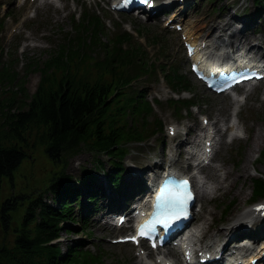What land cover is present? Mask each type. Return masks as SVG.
Returning <instances> with one entry per match:
<instances>
[{"label": "trees", "instance_id": "16d2710c", "mask_svg": "<svg viewBox=\"0 0 264 264\" xmlns=\"http://www.w3.org/2000/svg\"><path fill=\"white\" fill-rule=\"evenodd\" d=\"M100 32L97 25L78 30V37L66 40L35 68L42 76L33 95L21 77L16 92L0 97V225L5 233L14 232L12 243L0 240V264H99L80 250L71 248L64 255L50 244L59 236L62 221H73L66 204L53 209L43 197L28 193L2 200L4 180L13 185L15 172L29 157L28 150L44 147L47 157L63 168L68 155L83 147L102 152L117 148L123 154L121 143L143 140L146 132L161 127L157 123L155 128L138 129L144 113H152L139 93L131 91L132 82L149 73L143 53L133 46L124 49L123 41L99 44ZM18 75L4 63L0 90L16 85ZM64 173L54 175L47 189L55 194V201L72 182ZM256 184V190L264 192V181ZM22 204L24 214L13 225L14 213L23 209Z\"/></svg>", "mask_w": 264, "mask_h": 264}, {"label": "rangeland", "instance_id": "374dc122", "mask_svg": "<svg viewBox=\"0 0 264 264\" xmlns=\"http://www.w3.org/2000/svg\"><path fill=\"white\" fill-rule=\"evenodd\" d=\"M217 1L218 0L212 2H209L208 0H196V6L194 7V4H192L190 7H194V9L189 12L184 18L188 25L190 27L199 28L200 26H202V23L206 19H208V21L213 19V16H208V7L212 4L217 5ZM56 3L62 6V4H60L59 2ZM253 7H257L254 0L241 1L234 6V11L239 10L240 13L247 12V15L250 16L252 13L250 9ZM82 9L83 7H81V9L77 8L76 11H73L74 8H72L69 12L78 13ZM56 11L57 10H52L48 13L47 16L41 17L40 15H38V19L40 22H42V24H33L31 26V39H33V37L39 36L43 31L49 33L51 39L47 41L46 44L47 48L49 49L42 50L39 47L35 48L33 47V43H31L29 50L25 48V53H22L21 49V51L19 50V55H14V57H19V60L14 64V67L17 69V71L21 72V77L24 74V70L31 65L26 79V89L28 90L30 95H33L35 93L38 84L41 80L40 70H35V66H38L40 68L44 64V62L49 60L51 54L62 43L65 35L67 34V31L71 30V18L68 15V12L58 14L57 11L58 15H55ZM90 12H96V14H100L102 18H105L104 12L101 10V8H98L96 10H90ZM262 13H264V10L262 11ZM119 20L123 21L124 24H130L128 18L119 17ZM247 20L253 21L254 18ZM115 21L117 20H114V22ZM114 22L110 24L109 29L114 28ZM143 25L144 26L142 27L137 24H132V28L136 27L138 30H142L146 35H148V37H146L147 42L153 37H155V35L166 37L167 31L163 28V24L157 22L154 24ZM258 25V20L251 22V27L253 28H256ZM121 28L126 30L125 26H122ZM258 30L263 31L264 33V28L262 26H259ZM19 40L26 41V35H21L19 37ZM10 47L12 46H8L6 51H9ZM169 47L170 50L168 52V55L170 59L172 61H175V64L181 68L183 73H188V61L186 59L185 54L182 52V46L180 47V39L178 35L174 34L169 37ZM151 48L152 50H155L153 47ZM153 58H155V56H153ZM143 85V83H137L135 84V87L141 88ZM15 87V90L18 89L17 85ZM13 91V89H11V91L9 92L5 90L0 94V97L4 98L5 96H9L12 94ZM155 91L156 85H151L149 86V89H147V92H149L148 100L152 103L154 107V117L152 118V120L154 121L156 117L158 120L161 119L166 125L172 124L173 121L185 122L187 124L186 130L192 129V136L190 140L197 141L198 144H200V138L195 139V137H199V134L201 135V133L203 132H200V130H198V128L200 129V123L197 115L193 116L191 110L190 113H185L182 119L178 118L176 116V111L168 105V101L166 100L167 98L162 94L160 95L161 99H159L160 101H162V104L160 106L155 105ZM195 92L202 99H209L210 101H212L213 106H215L219 102V100L214 101L213 98H210L206 94V92H204L203 89L197 84H195ZM258 92H260V94H263L264 88L258 90ZM3 93H5V96L3 95ZM194 109L200 110L203 108L201 106L199 108L197 107ZM243 115L245 123L251 130L250 135L253 137L247 138L246 140H243L239 143V139H236L234 145L232 146V150L228 151V147L231 145L230 144L225 148V150L219 151L215 155L213 161V164L223 162L229 169H235V177L238 173V167L240 166L241 168L244 165L245 161H249L247 166L249 172L242 184L243 196H241L242 198H240L239 196L234 195L233 198L229 197L226 202L222 203L223 208L226 203L230 204L231 202H234V206L229 205V209L227 207L229 211L232 209V212L229 213L228 217L226 218V222L219 221V223H217L212 228L213 232H215L217 228H225L226 226H228L231 223V219L228 220L230 216H233V214H235L236 212L240 214L244 211L245 207L241 205V201H246L249 198L246 207L254 203V201H252L251 199L253 195V183L256 180L252 179L258 178L260 174L264 175V159L262 162L256 161L257 156H259L262 149H264V140L261 142L260 147L258 148L257 144L256 146L253 145V141L255 139V135L258 129L260 130L261 128L263 130L262 135L264 138V97L257 98L252 104H250V107L246 109V112H243ZM245 116H247L246 119ZM180 139H185L184 134H182V136H180L178 140L176 139L175 141H172V139H169L166 136L165 132H163L160 135L152 138L148 143L131 144L129 146L131 153L128 155L127 160L123 162L125 170L123 173L124 184L130 181V175L132 173L131 167L129 165L130 163L136 164L139 167L140 171H143L146 168L144 166L146 165L147 157L150 159L151 162L155 161L164 165L161 161V154L162 151H164V146H167L168 150L170 148L175 149ZM168 150L166 151V153L168 152ZM28 155V159L25 160L21 167L15 172L13 185L8 179L4 180L2 200H5L11 195H23V193H28L32 195H37L38 193V198H40V195L45 193L43 194L44 202L47 201L48 203H51L53 196H49L51 192H47L48 186L50 185L49 183L51 181V178L54 175L58 174L63 168H65L66 174L74 178V182L79 181V179L83 175V172L87 170L97 172L100 176L103 174L110 173L112 171L111 167L108 164L102 169L96 167L94 162L97 158H100V156H95V154L92 153L90 148H83L79 153L68 155V157L64 160L65 165L63 168L54 164L47 157L45 149L42 146H36L32 150H28ZM100 159L104 160L106 158L102 157ZM182 160L183 159H180V161L177 163L178 168L180 170L182 166H184V161ZM236 160L239 161L238 167L234 166V162ZM148 183H150V181ZM239 186L240 183H238V187ZM116 196L117 195L115 193L113 195V192L107 191L105 196L102 197L101 203L103 204V200L106 199L107 205L108 201L111 200L113 197L115 198ZM259 200H255V202ZM22 207L23 209L20 208L15 211L13 225H16V223L20 222L19 218L22 216V214H24L25 211L24 204H22ZM197 208L198 207L196 206V212ZM215 215L220 218L222 215L221 210L217 211ZM206 218H210L209 221L212 220L210 215H206ZM102 221V216L96 217L95 219H91L89 222L88 232L84 233H82L83 227L79 223L74 224L71 222H65L62 225V229L64 230L66 228H71L72 234H67L65 231H62L60 238L61 240L58 241L61 244L60 252L63 251L61 253L66 254L69 247L75 246V244H78L79 242H84L86 244L84 246V249L91 251L92 253H96L99 249H101L102 255L105 256L106 264H132L133 258L131 255H134L135 253L132 252L131 249L127 246L113 245L111 243V240L115 237V230L110 225L104 226V223ZM31 228L33 229V227ZM260 229L261 228H258V230ZM246 231L249 232L248 229ZM89 233L91 234V236H88ZM13 234V231H10L8 234L5 233L0 225V240L6 238L8 242L12 243L14 240Z\"/></svg>", "mask_w": 264, "mask_h": 264}, {"label": "bare ground", "instance_id": "6f19581e", "mask_svg": "<svg viewBox=\"0 0 264 264\" xmlns=\"http://www.w3.org/2000/svg\"><path fill=\"white\" fill-rule=\"evenodd\" d=\"M118 1V0H117ZM133 2L135 4H139L138 0H133ZM234 22L233 18H228L226 20H224L223 22H217L216 20H212L209 22H206L205 25L203 26L205 29H207V33H206V37L209 38L210 40V47L215 45V37L216 35H218L216 37V39L219 37V39H222L221 33L225 32L226 28L228 26H230L232 23ZM216 34V35H213ZM229 38V36H228ZM240 41H246L247 40V35L243 34L241 35V37L239 38ZM252 51L256 50L255 46L251 47ZM209 58H213V56H209ZM212 62L216 63V60H212ZM223 120H225L223 118ZM221 120L217 119V121L215 122V128L217 129V132L220 133V129L221 127H219V122ZM203 130V129H202ZM234 128H230V131H233ZM263 130H260L258 133H256L255 135V139L253 141V145L256 146L257 144V148L260 147L261 142L264 140L263 138ZM205 139V138H203ZM214 136H213V132L209 133V140H214ZM222 142L223 141V135L221 136ZM206 142V139L204 141V143ZM221 142V143H222ZM187 146V143L185 141H181L179 146H177V151L182 155L185 152H187V148L184 149L183 146ZM166 157V155H163V158ZM172 161L176 162V159H172ZM249 161H245L244 165L241 168H238L237 171V177L235 178V172L234 170L229 169L228 167H226V165L221 162L220 164H214L211 165V167H209V170L207 171L206 169H204L203 174L204 176L200 179V182L203 183V187H206L203 194H202V200L206 201V202H211L213 204H217V197L219 195V193H221V195H223L224 199L226 197H228L229 195H237L240 198H242L241 196H243V189H242V184L244 182V180L247 177V174L249 172L247 166H248ZM148 167L150 168H154L153 164H149ZM157 167L160 168V166L157 165ZM88 169V168H85ZM164 170V169H163ZM152 172V171H151ZM138 178L141 177V179H143V181H145V177L144 176H140V174L137 175ZM241 181V185L238 188H235L237 183ZM146 186H148V182L145 183ZM249 199V198H248ZM247 199V200H248ZM135 200V199H134ZM246 200V201H247ZM245 200L241 201V204H244L246 202ZM205 212L209 213V215L215 216V211L210 210L208 208V206H205ZM261 213V212H260ZM259 213V214H260ZM104 219V217L102 218ZM203 219V217H202ZM221 220V217L219 218L218 216L216 217V221L217 220ZM252 219L251 216L247 213V212H242L238 219L236 220V224L228 227L227 229H222V230H218L217 233H212V225L213 222H208V230L205 231L204 227H200L199 225V229L196 231L195 236L193 237V240H201L202 238H205L206 236H210L211 241L210 243L214 242V243H218L217 248L220 247L221 243H224V240L226 238L232 239V238H236L238 239V233L240 232H245L246 227L249 226V222L251 223ZM256 221V220H255ZM254 223V222H253ZM193 224V222H191V225ZM190 225V226H191ZM225 231H230L229 235H227V233H225ZM246 233V232H245ZM224 235V238L223 235ZM230 234H232V236H230ZM264 234V231H263ZM227 235V236H226ZM239 238L241 239V236H239ZM252 239V246L254 247H247V251L244 252L245 255H249L251 256V258L254 257H260L261 252H259V250L257 249V244L260 241L261 238L259 237H251ZM249 241V240H247ZM228 242H226L225 244H227ZM224 244V247H226V245ZM176 258H178V256L175 254ZM160 257V255H159ZM230 259H233V253L230 254ZM135 264H150L147 261H145V259H137V261L135 262Z\"/></svg>", "mask_w": 264, "mask_h": 264}, {"label": "snow or ice", "instance_id": "6c2138e0", "mask_svg": "<svg viewBox=\"0 0 264 264\" xmlns=\"http://www.w3.org/2000/svg\"><path fill=\"white\" fill-rule=\"evenodd\" d=\"M144 2L150 3V0H144ZM190 198L191 192L187 180L177 182L174 189L171 185L162 188L161 193L157 196L153 218L140 225L139 235L151 237V233L155 230L157 224L167 227L170 220L183 213L184 207ZM132 239L135 240L136 238L132 237Z\"/></svg>", "mask_w": 264, "mask_h": 264}]
</instances>
